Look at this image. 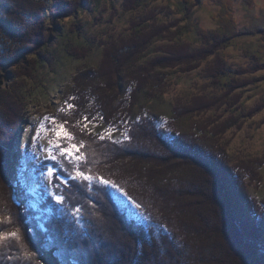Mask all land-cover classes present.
<instances>
[{"label":"rangeland","instance_id":"rangeland-1","mask_svg":"<svg viewBox=\"0 0 264 264\" xmlns=\"http://www.w3.org/2000/svg\"><path fill=\"white\" fill-rule=\"evenodd\" d=\"M185 2H190V33ZM88 4L75 17L61 19L59 35L48 40L42 64L32 63L28 56L27 68L34 69L31 75L12 73V67L0 75V221L5 222L0 223V231L19 232L15 210L27 217L28 210L38 211L47 202L40 171L53 162L38 160L44 153L30 137L41 122L48 126L43 117L49 116L58 123L66 120L75 142H84L83 170L96 179L86 201L80 197L84 190L80 180L71 184L65 179L68 175L61 173L68 180L66 187L58 189L64 194L63 204L46 205L49 209L38 214V222L33 214L31 228L47 224L48 228H73L57 218L78 208L75 227L85 226L86 221L88 227L90 221L92 233L96 232L94 215L100 209L96 194L102 178L115 185L109 188L118 194L116 200L130 209L131 231L149 251V264H211V243L203 238L194 241V230L186 228V223L203 219L222 233L228 230L226 221L218 215L215 220L206 211V203L195 204L190 182L201 167L180 156L192 152L201 161L214 163L241 204L240 223L264 225V69L260 68L264 0H99ZM231 27L239 35L256 33L237 37L205 59L191 60L193 53L207 47V36L228 34ZM112 56L118 58L119 70ZM220 61L234 72L230 86L214 81ZM78 91L83 95L75 110L61 113L65 100ZM133 92L137 96L131 99ZM88 110L106 113V121L101 114L89 125L93 135L76 125L88 116ZM108 130L113 140L121 142L95 137ZM41 135L37 144L54 139L53 133L42 131ZM131 153L138 155L124 156ZM65 172L76 173L67 164ZM15 192L22 196L20 204L12 201ZM137 203L139 209L134 206ZM195 206L202 207L203 218ZM84 210H88L86 217ZM55 236L63 237L64 248L72 247L62 229ZM24 240L0 247L12 254L13 261L31 260L38 255L39 242L29 246ZM73 240L79 241L74 235ZM7 256L0 249V264L9 262Z\"/></svg>","mask_w":264,"mask_h":264},{"label":"trees","instance_id":"trees-1","mask_svg":"<svg viewBox=\"0 0 264 264\" xmlns=\"http://www.w3.org/2000/svg\"><path fill=\"white\" fill-rule=\"evenodd\" d=\"M98 1L99 0H0V75L2 71H6V69L11 67L14 68L11 71L12 73L31 75L34 69L27 68L29 62L27 60L28 56L33 58L32 63L37 65L43 63L42 55L48 49V40L53 36L59 35V22L61 19L75 17V13L87 7L89 5L88 3L96 5ZM189 4L190 2H185L183 7L184 17L187 21L186 30L188 33L192 32L189 28L191 25V13H188L190 8ZM46 21L49 23L48 27ZM225 25H229L227 20ZM255 33L256 32H243L239 35L235 33L233 27L228 30V34H215V36L206 37V34L202 33L203 37L207 38L208 45L204 50L193 53L191 55V60H197V58L205 59L209 54L228 46L232 41L237 39V37H246ZM28 51L30 53L26 54ZM111 60L117 70H119L117 64L118 58L112 56ZM260 68L264 69V63L261 64ZM233 74L234 72L220 61L216 67L214 81L230 86L231 81L229 78ZM117 87L116 85L115 89ZM140 90L141 89L136 91L138 92ZM137 92H133L131 99L137 96ZM82 95V92L78 91V93L74 95L75 97L73 96L75 99H66L65 101L78 105L79 97ZM90 98L91 96L86 97L87 100H90ZM101 112L98 114V111L94 113L88 110L86 114L92 122L101 114L106 121V113H104L103 110H101ZM116 148L117 147L114 146L115 151H117ZM129 155L136 156L138 154L131 153L125 154L124 156ZM181 155L180 157L184 158L185 161L188 162V160H190L201 167L200 174L195 175L190 182V192L192 196L195 197V204L200 205L206 203V211L213 216L215 220H217V215L219 219L222 218L223 222L225 219L228 228L227 231L226 228H224L222 229V233H218L216 231L217 228H212L209 225L210 222H206L203 219L200 222L198 220H190L189 225L187 224L188 222L186 223V228L189 227L194 230L192 234L194 236V241H201L203 238L202 241L208 240L211 243L212 254L210 263L264 264V225L258 222L248 223V225L240 223L239 218L243 216L241 204L237 201L235 193L225 182V175L214 163L201 161L192 152H182ZM72 174L75 176L76 173ZM65 179H68V176H65ZM69 182L72 184V182L75 181L69 180ZM78 182L83 185L82 189H84L80 197L89 201V195L94 186L93 181ZM100 185L96 194L98 195V207H100V209L97 215H94V223L95 226L97 225L98 229L93 233L91 227L93 226V222L91 224L89 221L88 227L86 226L87 221L85 226L82 225L79 228L77 226L75 227V224H77V216L72 215L73 211L62 214L65 218H57L64 222L65 226L71 225L73 228H48V224L40 228H31L29 223L33 219V214L38 222V214L47 211L49 207H46V205L52 204L53 200L49 195H46L47 202L41 206L40 210L33 211L30 209L27 211L28 218L21 215V211L17 208V210H15L16 215L13 216V218H17V229H19L18 231L21 237L23 240L25 239L24 241L29 244V246L31 243L34 244L35 241L39 242L36 244L38 255L34 256V258L32 257L31 260H26L27 258L21 257L13 261L11 258L12 254L10 255L8 250L4 247H0L1 250H4L6 256L8 254L7 257L9 258V262L4 264H34L33 261H40V264H149V251L146 250L144 246L140 245L137 237L134 235L135 233L131 231L130 225H132V221L131 218L128 217V214L129 216L131 214L130 209L125 210L120 204L121 202L117 201L119 200V198H117L118 194L113 192L109 186ZM54 191L56 190L54 189ZM94 191H96V188H94ZM179 192L182 193V189H180ZM18 193L19 192H15L12 201L20 204L23 200L21 194ZM213 194H216L217 197H214ZM70 203L72 202L69 201V204ZM54 204L55 203H53V205ZM106 205L108 206L106 207ZM195 209L199 211L202 218L204 214H206L202 212L201 206H198V208L195 206ZM85 210L86 217V212H88V210ZM202 223H205V225L200 226ZM59 226L60 224H57V227ZM59 229H62L64 234L67 235L64 239L70 241L71 248H64L61 245V239H63V237L59 238L55 236ZM30 231H32L34 235H31ZM71 235L72 237H70ZM73 235L77 237L79 241L73 240ZM81 235H83L85 239H81ZM5 245H7L8 248V243H5ZM211 252L207 250V254Z\"/></svg>","mask_w":264,"mask_h":264},{"label":"snow or ice","instance_id":"snow-or-ice-1","mask_svg":"<svg viewBox=\"0 0 264 264\" xmlns=\"http://www.w3.org/2000/svg\"><path fill=\"white\" fill-rule=\"evenodd\" d=\"M75 99L74 97H69V100ZM75 105L66 101L65 107L59 109L61 113L66 111L75 110ZM94 119V118H92ZM43 121L48 122V126L46 127L45 123L41 122L39 127L35 129V135L30 137L31 143L36 145L39 148V151L44 153L43 156H37V153H33V156H37L40 161H52L51 165H43L40 171V176L43 179L45 184V192L52 197V200L57 205H62L65 199L64 195L58 191L61 186H67L68 180L62 178L61 173L68 175V179L72 181L80 180L85 182H91L96 179L95 177L86 174L83 170L85 163L87 162V157L83 154V149L85 148V144L83 141L79 143L75 142V137L68 129L65 127L67 121L57 122L54 117L45 116L43 117ZM91 119L88 116H83L81 120L76 122L77 126L81 127V131L87 135H93L88 131L89 124L91 123ZM42 131L49 132L54 134V139L49 138L47 140V144H37L39 140L42 138ZM95 137L101 141L107 139L111 140L113 143H120V140H113L111 130H108L105 133H97ZM124 138L130 139L129 136L124 134ZM67 143H64V142ZM185 145L178 144L177 147H184ZM65 164L70 165L73 169H75V176H72L65 172ZM99 183L104 186H112L115 185L108 180L100 179ZM56 189V191H53ZM135 208L139 209L140 205L137 203L134 205ZM63 211V209H61ZM80 209H75L72 213L74 216H78ZM0 223H5L0 221ZM21 239L19 232H8V231H0V244L8 243L9 241H19Z\"/></svg>","mask_w":264,"mask_h":264}]
</instances>
